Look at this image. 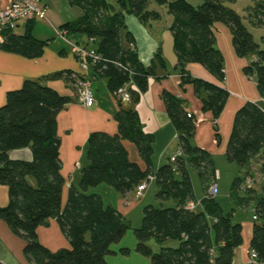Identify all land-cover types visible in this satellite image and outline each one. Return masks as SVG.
<instances>
[{"label": "trees", "instance_id": "1", "mask_svg": "<svg viewBox=\"0 0 264 264\" xmlns=\"http://www.w3.org/2000/svg\"><path fill=\"white\" fill-rule=\"evenodd\" d=\"M79 6L84 15L77 23H66L62 29L94 39L93 48L101 60L93 65L96 73L109 79L113 94L131 79L137 89H130L136 105L149 88V78L157 76L156 65L175 73L162 57L161 51L155 66L145 67L138 54L127 49L134 41L126 26V15L142 22L148 3L166 6L173 16L169 29L176 40L175 51L187 64L204 66L221 83L225 81L222 54L215 48L216 23L226 24L232 34V43L238 57H253L245 73L254 78L264 98V50L256 43L253 33L242 16L226 4L239 0H68ZM256 15L251 25L264 27V0H252ZM35 22H28L23 34L6 31L0 45L9 53L28 59L42 56L48 41L32 34ZM132 73V77L130 74ZM181 86L192 84L201 98L203 111L217 119L222 114L229 92L220 85L193 78L186 69L178 72ZM65 77L76 82L81 78L71 72H59L51 78ZM204 93L202 97L201 94ZM163 100L167 113L178 132L182 156L176 162L169 160L154 168V137L143 131L141 120L134 108H123L121 101L115 119V134L93 132L87 143V165L81 169L79 186L71 184L63 201L66 180L62 172L61 138L58 133V114L73 100L38 81L27 80L19 90L7 95L0 107V184L7 186L9 204L0 207V219L24 241V254L32 264H109L106 258L113 254V246L122 242L131 229L130 222L115 207L107 205L100 194L89 193L90 188L107 185L122 196L154 178L156 199L170 206H146L140 228L134 230L136 252L149 258L152 264H233L235 251L244 243L243 226L235 223L232 213H225L219 201L210 195L211 185L217 180V170L209 151L193 143L197 120L189 117L185 100L165 93ZM134 145L141 163L133 161L125 145ZM30 150V161L13 159L14 151ZM226 158L246 170L243 178L233 183L231 197L240 207L252 205L253 232L251 249L257 261L264 263V194L259 197H238V190L254 193L247 184L252 161L260 163L259 173L264 179V108L257 103H246L236 114L226 149ZM191 171L201 181L204 198L197 200ZM264 193V186L262 187ZM136 196V195H135ZM199 205L190 210L188 205ZM256 217V220H254ZM55 219L70 241V248L52 252L41 244L38 229ZM161 244L154 252L149 242ZM176 241V247H167V241ZM129 256L131 250L122 249ZM0 264H3L0 262Z\"/></svg>", "mask_w": 264, "mask_h": 264}, {"label": "crops", "instance_id": "2", "mask_svg": "<svg viewBox=\"0 0 264 264\" xmlns=\"http://www.w3.org/2000/svg\"><path fill=\"white\" fill-rule=\"evenodd\" d=\"M108 1L113 3L110 0ZM53 2V0H47L45 3L49 9L48 20L35 22L33 29L39 22L47 23L51 26L52 24L50 21L53 20L55 22V16H51L50 13ZM9 5V0H0V11L6 9ZM80 10L82 15L78 19L74 21L67 20L66 22L61 20L57 23L61 30H64L63 33H66L67 39L70 40V42L83 46L94 47L93 43L90 42L91 40L85 35L79 33H69L67 30L62 29L66 23H77L81 20L84 12L81 8ZM134 20L136 21L131 22L132 27H129L126 23L128 32L132 34L134 39L132 43L126 44V48L135 51L138 54L140 62L145 67L155 66L157 63L155 62V59H157L158 53L161 51L160 44L163 30L151 22L144 23L140 19ZM27 24L28 23L26 22L20 23L17 29L22 27L26 29ZM219 24L220 23H216L215 27ZM33 29L32 34L34 35ZM221 29H223L225 36L224 42L226 41L229 48V55L227 54L228 52L226 53L223 50L224 53H226L224 63V83L219 82L213 74L200 64H187L186 70L193 78L223 86L229 92V98L226 106L222 114L217 119L219 136L228 137L226 145H219L216 142L215 136H217V132L214 128L213 114L211 112L203 111L202 100L197 96L195 88L192 84H188L184 87L181 86V76L179 73L167 74V69H163L159 65H156L157 76L149 78V88L147 92L141 95L140 102L134 105L132 99L121 101L123 108H134L137 110L143 131L154 137L153 161L155 169H158L162 164L171 160L179 150V135L167 113L163 100V95L165 93L176 95L177 97L185 100L187 110L197 120V129L193 143L194 145L206 149L211 153L215 167L217 166L216 157L222 158V155L226 157V149L237 112L248 102L258 103L259 96L264 102V98L261 96L259 91H257V93L254 90L257 88L256 81L254 80L255 85H253L251 83V80L253 79L250 78V80L247 78L243 72L248 63L246 60L237 56L232 43V34L230 29L223 26ZM217 36L218 35L216 34V37ZM35 37L41 39L37 36ZM54 39L55 38H53V40ZM51 40L52 39L44 40L48 41L49 44L46 46L42 56L36 59H28L0 49V107L5 105L8 93L21 89L27 80L38 81L73 100V102L63 109L57 117L58 133L61 138V159L63 163L62 172L66 180V189L63 196V201L65 203L68 188H70L71 184H76L77 181H79L81 169L88 163L86 158L87 143L91 133L98 131L110 134L117 133L118 123L115 116L119 109V103L109 87L108 78L96 73L93 70V66H91L87 72L83 71L70 44L62 39L64 42L63 45L57 46L56 48L54 45L50 44ZM59 72H71L81 78L88 77L92 81L96 100L95 105L91 108H87L81 104L76 92L75 82L66 80L65 77L55 79L51 78V75ZM201 96L203 97L204 93H202ZM128 144L129 142H125L127 148L129 147ZM137 156L138 155L136 154V157ZM11 157L13 159L30 161L32 159V154L30 150L26 149L12 152ZM136 161L141 163L139 156ZM261 183V189H258L255 184L253 185L252 190L254 193H249L248 197H259L264 194L262 192V187L264 186V179L262 176ZM102 187L103 185L99 186L100 191L95 189L94 193L97 192L96 194L102 195L101 190L106 191L105 189H101ZM109 188L111 189V187ZM7 189V186L5 187L4 185H0V205H3L4 199H8L6 196ZM144 196H146V194ZM204 196V193L199 198L196 195L198 201H201ZM127 197L128 195L117 199V202H119L117 209L125 216L126 219L130 217L137 206H133V204L128 201ZM235 217L236 213L234 212L233 219H235ZM235 223H240L243 226L244 243L241 247L236 249L233 264H264L255 261L252 258L253 251L251 249V238L254 226L253 216L252 221L248 218L241 217L239 221ZM37 232L41 244L52 252H57L61 249L71 247L68 237L62 232L55 219H51L47 225L41 226ZM155 242L151 241L148 244L152 247V249H155L156 252H159L162 246L161 244ZM136 245L137 241L134 246H130V244H126L125 239H123L121 243L113 246V254L106 258L107 262L109 264H152L149 258L143 257L136 252ZM177 245L178 243L176 241L174 242L171 240L167 241L165 244L167 247H176ZM24 246V241L17 237L8 225L0 219V262L3 264H32L25 257ZM124 248L131 250L129 256H125L121 253Z\"/></svg>", "mask_w": 264, "mask_h": 264}, {"label": "rangeland", "instance_id": "3", "mask_svg": "<svg viewBox=\"0 0 264 264\" xmlns=\"http://www.w3.org/2000/svg\"><path fill=\"white\" fill-rule=\"evenodd\" d=\"M53 1L54 2L52 3L50 13H51V16H53V17L55 16L57 21L56 20H55V22L53 20L50 21L52 26L50 24H47V23L39 22L35 25L33 32H34L35 36H37L43 40L52 39L50 44L54 45V47L57 48V46L63 45V43H64L62 38L57 34L58 31L63 32L64 30H61V28L57 22L61 21V20H64L65 22L67 20L74 21L82 15V12H81L79 7L71 6L67 0H53ZM110 1H112L113 3L116 2V0H110ZM170 1L172 2L173 0H169V2ZM148 2H149V0H148ZM189 2L196 5L198 1L189 0ZM226 5L232 9H234L236 12H238L242 16L244 23L247 25L249 30L253 33V36H254L256 43L260 46L261 50H264V28H257V27L254 28L251 25V19H252L251 15H256L255 11L253 10L255 8V4L253 3V1L252 0H239L237 2L227 3ZM148 9L149 10H147V14L144 15L143 19H146L149 23L151 22L152 24L156 25L157 27H160L162 30L166 29L167 26H169L173 20V16L168 13L166 6H160L158 4H155L154 2H150V3H148ZM55 14L58 15L59 17L56 16ZM134 19H138V18L133 16V15H126V23L129 27H132V23H131L132 21H136ZM219 25L216 26L214 29L215 36H216V34L218 35L216 37L215 48L222 54V57H223L222 59L225 63V58H226L225 55L227 52H228L227 54L229 55V48L226 44V41L224 42L225 36L223 33V29H221V27L223 26V27H227L228 29H230V28L226 24L223 25V23L222 24L220 23ZM53 26H54V28H53ZM24 30H25V28L22 27V28L17 29L15 31V33L20 35V34L24 33ZM53 38H55V39L53 40ZM219 41H220V45H219ZM223 50L226 53H224ZM239 58H241V57H239ZM241 59L246 60L248 65L255 60V58H253V57H243ZM243 72H244L245 76L250 79V77L245 73V71H243ZM252 79L253 80L250 79L251 83L253 85H255L254 84L255 76ZM253 87H256V86H253ZM254 90L256 92L258 91L257 88H255ZM257 104L264 108V102L260 99V96H259V102ZM215 139L219 145H224V144L226 145L227 141H228V137H226V136L225 137L215 136ZM128 145H129L128 150L130 153V158L133 161H136V159L138 157V156L136 157L137 150H136L134 145H132L130 143ZM216 162H217L216 170H218L216 183L219 185V191H218V194L214 198H216L220 202L221 207L225 213H229V212L232 213V211H233V213L234 212L236 213V217L234 219V222L239 221V219L241 217L248 218L249 220L252 221V216L254 213L253 212V209H254L253 206L252 205L246 206V208L243 209L240 207V205H238L237 199L231 197V191L233 188L234 181L238 178H243L245 173H246V170L242 169L241 167H239L235 163H230L227 160V158L223 155H222V158L216 157ZM259 168H260V163L256 160L252 161L251 173L249 174V177L247 179V184L248 185L255 184V186L258 189H261L262 183H261V175L259 173ZM191 175H192V180H193V184H194V188H195V193L199 198L204 193L200 178L195 171H192ZM79 183H80V179H79V181H77V183L75 185L79 186ZM107 187H108L107 185H105V184L103 185V187L101 189H105L108 192L101 190V194H102L101 196L103 197V199L107 205L111 204L115 208H118L119 202H117V199L123 198V196L120 193L113 190L112 188L110 189L109 187L108 188ZM95 189H98V191H100L99 187L90 188L89 193L96 194L97 192L94 193ZM145 194H146V196H143L142 198H137L135 196V193H131L127 197L128 201L131 202L133 204V206L137 205L135 208V211H133L132 214L130 215V217L127 218V220L131 224V229L128 231V233L124 239H125V243L128 245L130 244V246H134V244L137 241L135 234H134V230L140 228L142 225L144 207L155 206L157 208H162V206H164V207L170 206V203H168V202L162 203L156 199L157 186H156L154 181L150 182L148 189L146 190ZM237 194H238L239 198H247L248 197V193L244 189L238 190ZM6 196L8 197V199L7 200L4 199L3 205H0V207H5L9 204L10 199H9L8 189H7V195ZM151 241L155 242V240H151ZM155 243H157V242H155ZM152 250L154 252H156L155 249H152Z\"/></svg>", "mask_w": 264, "mask_h": 264}, {"label": "built area", "instance_id": "4", "mask_svg": "<svg viewBox=\"0 0 264 264\" xmlns=\"http://www.w3.org/2000/svg\"><path fill=\"white\" fill-rule=\"evenodd\" d=\"M10 5L0 11V45L5 41L6 31H15L20 23L37 22L48 20L49 9L45 4L47 0H9ZM57 34L71 45L73 53L76 55L83 71L87 72L91 66L95 65L101 60V56L97 50L90 46H83L75 44L67 39L66 33L57 32ZM91 43H94V39H90ZM132 77V73L130 74ZM76 92L80 99L81 104L84 107L91 108L95 105V95L93 91L92 81L88 77H82L75 82ZM130 89H137L133 80L131 79L124 86L118 88L114 94L117 101L131 99ZM189 117H192L191 113ZM182 156V152L178 150L176 155L171 159L174 163L178 157ZM150 181L154 178L150 177ZM251 186V185H249ZM148 188L147 182L141 184L135 192L137 198H142L146 189ZM219 185L214 182L209 190L211 196L215 197L218 194ZM199 205L190 203L188 208L190 210H196ZM256 220V217H254ZM252 258L257 261V254L253 251Z\"/></svg>", "mask_w": 264, "mask_h": 264}, {"label": "water", "instance_id": "5", "mask_svg": "<svg viewBox=\"0 0 264 264\" xmlns=\"http://www.w3.org/2000/svg\"><path fill=\"white\" fill-rule=\"evenodd\" d=\"M176 40L173 33L169 29L163 30L161 34L160 50L162 57L168 63L171 70L178 73L182 69H186L187 65L183 63L175 51Z\"/></svg>", "mask_w": 264, "mask_h": 264}]
</instances>
